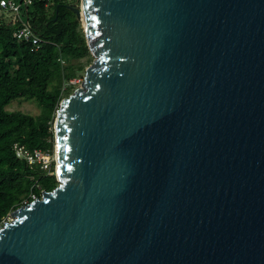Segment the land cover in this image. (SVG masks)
<instances>
[{
	"label": "water",
	"instance_id": "water-1",
	"mask_svg": "<svg viewBox=\"0 0 264 264\" xmlns=\"http://www.w3.org/2000/svg\"><path fill=\"white\" fill-rule=\"evenodd\" d=\"M69 7L94 60L0 264H264V0Z\"/></svg>",
	"mask_w": 264,
	"mask_h": 264
},
{
	"label": "trees",
	"instance_id": "trees-1",
	"mask_svg": "<svg viewBox=\"0 0 264 264\" xmlns=\"http://www.w3.org/2000/svg\"><path fill=\"white\" fill-rule=\"evenodd\" d=\"M75 2L35 0L24 8L23 15L43 39L37 49L31 42L17 40L13 35L17 25L0 22V223L42 190L58 184L55 169L50 174L38 165L31 166L15 155L13 143L53 149L64 81L83 68L73 60L90 53L80 21L69 7ZM16 98L35 100L41 112L33 115L8 109Z\"/></svg>",
	"mask_w": 264,
	"mask_h": 264
},
{
	"label": "built area",
	"instance_id": "built-area-1",
	"mask_svg": "<svg viewBox=\"0 0 264 264\" xmlns=\"http://www.w3.org/2000/svg\"><path fill=\"white\" fill-rule=\"evenodd\" d=\"M51 2L53 0H46ZM35 0H0V22L17 25L13 35L17 40H24L31 42L35 49H37L43 39L32 28L29 19L23 15L24 8L32 5ZM61 63H65V59L60 57ZM74 82L73 79H70ZM56 146V145H55ZM13 150L15 155L19 158L27 160L31 166L38 165L43 171L53 173L56 167V148H30L26 144L15 141L13 143ZM34 198H36L34 196Z\"/></svg>",
	"mask_w": 264,
	"mask_h": 264
},
{
	"label": "rangeland",
	"instance_id": "rangeland-1",
	"mask_svg": "<svg viewBox=\"0 0 264 264\" xmlns=\"http://www.w3.org/2000/svg\"><path fill=\"white\" fill-rule=\"evenodd\" d=\"M81 4V0H76L75 6H78ZM80 27L82 28V31L84 32V26L83 22H80ZM94 60V56L89 53L88 55L74 59V63L82 64L83 68L77 70V74L73 79L74 82H71L70 80L64 81L63 85V95L68 96L71 94L77 87H79L83 81L84 74H85V69L88 65H90ZM8 109L10 110H20L24 112L31 113L33 115H37L41 112V107L37 104L35 100H28L24 98H16L14 99L9 105ZM57 112V111H56ZM55 123V122H54ZM55 145H56V132H55V127H54V145L53 149L55 151ZM11 215L9 214L1 223L0 226L3 225L4 221L9 219Z\"/></svg>",
	"mask_w": 264,
	"mask_h": 264
}]
</instances>
